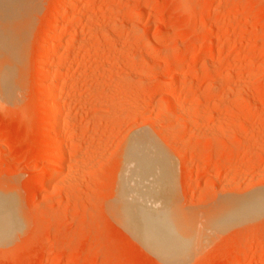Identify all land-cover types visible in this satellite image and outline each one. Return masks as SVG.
<instances>
[{"label":"rangeland","instance_id":"obj_1","mask_svg":"<svg viewBox=\"0 0 264 264\" xmlns=\"http://www.w3.org/2000/svg\"><path fill=\"white\" fill-rule=\"evenodd\" d=\"M36 1L0 14V54L22 57L17 101L0 104V264H173L118 217L124 147L139 127L169 172V201L140 204L193 221V248L177 264H260L264 207L231 209L264 194V0H77L53 55L42 35L71 0ZM59 61L65 107L43 123L51 100L37 91L52 87ZM52 123L70 141L48 180L54 162L40 157ZM143 179L140 195L154 183Z\"/></svg>","mask_w":264,"mask_h":264},{"label":"bare ground","instance_id":"obj_2","mask_svg":"<svg viewBox=\"0 0 264 264\" xmlns=\"http://www.w3.org/2000/svg\"><path fill=\"white\" fill-rule=\"evenodd\" d=\"M28 1H29V6L34 8L35 3L37 2L36 0H35L36 2L34 0H0V14H1V10H3V12H4L7 9L17 10L16 14L19 10H21L20 12H22V11H24L25 4ZM71 2H72V0H71ZM71 2H67L68 4H66V5H68V6L67 7L64 6L65 8L62 12H55L52 15L53 16L52 22L53 21L55 22L61 18L63 19L65 17H66V19H68L63 23L62 29L59 32H57V27L55 24H53L54 23L53 22L52 26L48 27V29L42 35L43 36L41 39L42 41H45V39H48V37L51 38V41L48 44L49 48H50L49 53H51V55L54 54L55 50L58 47L59 37H61V35L67 31L70 24L72 22H74V20H75L74 19V13L72 11L74 10L73 8H74V5L76 4L77 0L76 1L73 0V2L72 3ZM213 2L214 3L220 2V0H214ZM215 4H217V3H215ZM186 9H187L186 6L181 5L179 8L178 14H180L181 12H183ZM20 12L18 15L21 14ZM31 12H32L31 14H33V11H31ZM1 15H3V14H1ZM6 16H7V14H6ZM7 17L9 18V15ZM30 17H32V16H30ZM8 18L6 21H4V23H3L4 25L2 24L4 27H2V25H1L0 28L1 29L3 28L1 31H3L5 28V22H7V21L9 22ZM2 19H4V18H2ZM10 19H12L11 16H10ZM14 21L12 20V22H14ZM18 21H19V19L17 20V22ZM1 23L2 22H0V24ZM20 23H22V22L21 21L18 22V25H20ZM6 28H5V30H6ZM1 31H0V34L5 33L4 31L3 32H1ZM11 31H12V29H11ZM13 41H15V39ZM60 42H61V39H60ZM0 43H2V42H0ZM197 46H199V44L195 43L191 47H197ZM4 47H5V45L0 44V50L3 49ZM95 48H96V46L92 47V49H95ZM21 62H22V57H20L18 55L0 54V104H10V103H14L15 101H17L16 97L18 95L17 93L19 90L18 84L21 82L19 80V69H20V63ZM61 62L59 64H57V66H59V68L57 67L58 68L57 72L54 74V76H52L53 77L52 80L54 82L52 87L50 89H48V88L44 89V87H41L37 91V96L39 98H41L42 96H47L48 99L51 100V104L46 103L45 105H43L44 107L42 106L43 112L46 114L45 118L43 119V123L45 122V123L49 124L48 121L50 120V122H51V119L53 120L54 119L53 117H56V115L60 111L61 112L63 111L62 110V109H64L63 107H65L64 105H65L66 101H65V99H63V92H64L63 89H65L63 87H64L65 81H64V79H62V77H63L62 76V66L63 65ZM51 69H52V67H51ZM40 75H39V77L42 79V82H43L45 77H44V75H41V76ZM221 80H220L221 82L219 83V86H222L224 84V82H226L227 78L224 77ZM18 81H20V82H18ZM69 85H71V83L68 84V86ZM42 86H43V84H42ZM51 111L52 112L54 111L53 114ZM49 114H50V116H49ZM64 118L69 119V114L68 113L65 114ZM52 125H53V123H52ZM143 129L144 128L141 129L140 127L135 129L133 131V133L131 134V137L128 139L126 146L124 147L125 148V151H124V159L125 160H124L123 165L124 164H126V165L123 169L124 174H123V185H122V191H121V194L123 195V199L121 198L119 201L118 217L120 216L122 223L127 225L128 228H130L131 231L129 229L128 230L130 232H133L134 235L137 236V238L142 242V244L150 252L154 253L156 256H158L160 258L165 259L166 261H168L170 263L177 264V263H180L181 259L186 257L185 256L186 252L192 247V242L194 241L193 240V221H192V219H190L189 216L187 217L186 215L180 214L176 209L174 210L172 207H171V210H169L170 208L167 210V207H165L166 208L165 210H163V209L157 210L158 207L156 206L157 207L156 210H153L151 208L144 207V205L142 206V204H145V205H148V207L151 205L153 207V205H158V204H160L161 201H163V200L166 201L169 199V191H168V188H169V172H168V168L167 169L165 168L167 165L166 166L164 165L165 167H162V168H164L163 169L164 171H160L161 168L159 167V165L160 166L163 165L161 163H164V162H161L162 160L158 159L160 157V155L158 154L159 150L152 140V135L148 131H146V129H144V130ZM62 130L63 129H61L60 125L56 126L54 124L53 126H51L50 128L47 129L46 134L44 136V140H43V143H44L43 146L44 147H43L40 159L42 160V162L43 161L44 162L51 161V160L54 162V164H52V165L50 164V166L46 165L48 180H54V178H56L57 175L60 174L59 168H60L61 162L64 160V157H65L64 156V150H66V148L68 147V143L70 141V140H68V137L66 136V134L64 135L65 132L63 133ZM64 131H65V127H64ZM60 134L62 135V136H60V137H62V142L59 141L60 143H58V140H57L58 137L57 136ZM127 165H130L133 167L130 169V166L128 168ZM57 166H59V167H57ZM57 168H58V170H57ZM128 169L131 170V174H132V172H135V174L138 176L131 175V178H130L129 177L130 171H128ZM127 171L129 172L128 175L126 174ZM140 174L143 176V178L145 177V179L148 177H153L152 181L154 182V183H152L153 184L152 186L148 185L150 187L147 188L144 195H142V193H141L142 197H141L140 192H139L142 189H140L139 185L136 183L137 181H139V175ZM133 176H134V178L138 177L137 178L138 180H136V181L134 180L135 183H134V185L132 184L134 188L133 187L130 188V186H129L130 184L127 185V183L129 182L128 179L133 180V178H132ZM145 179H143V180H145ZM140 180H142L141 177H140ZM146 181L147 180H145V182ZM120 182H121V180H120ZM140 182H138V183L143 185V183L142 182L140 183ZM135 184H136V187H135ZM138 187L140 190H137ZM143 188L145 191V187H143ZM133 190H134V192L131 193V191H133ZM142 192H143V190H142ZM130 199L132 201L138 202L139 204H136V205H135V203H133V205L129 204L128 200H130ZM140 202H143V203L140 204ZM162 204H163V202H162ZM263 207H264V194L262 195L259 192V193L255 194L250 199L241 198L240 200L235 201V204H234L233 208L231 209V211H232V214H237L236 211L239 213H241V211H242V213L248 212V211L253 212L255 210H260ZM234 208L236 209L235 211H234ZM233 211H234V213H233ZM254 213H256V212H254ZM7 217L8 216H6L4 213L0 214V237L7 235V231H8L7 225H8V220H9V219H7ZM1 240H3V239H1ZM242 260L243 259H239V260L235 261L233 264H242ZM251 264H254V263H251ZM260 264H264V259L260 262Z\"/></svg>","mask_w":264,"mask_h":264}]
</instances>
